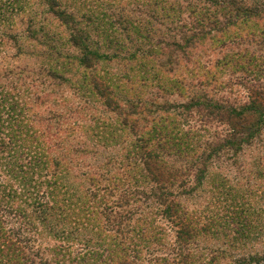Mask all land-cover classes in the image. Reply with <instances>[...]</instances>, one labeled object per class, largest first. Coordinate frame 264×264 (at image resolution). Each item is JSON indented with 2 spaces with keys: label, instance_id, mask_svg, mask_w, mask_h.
Returning <instances> with one entry per match:
<instances>
[{
  "label": "rangeland",
  "instance_id": "1",
  "mask_svg": "<svg viewBox=\"0 0 264 264\" xmlns=\"http://www.w3.org/2000/svg\"><path fill=\"white\" fill-rule=\"evenodd\" d=\"M50 1L14 0L10 10H0V77L7 74L0 78L7 93L0 95L6 104L1 123L7 127L10 118L30 135L31 142H14L10 148L30 146L32 156L38 147L28 173L5 177L16 204L23 201L26 209L34 205L38 190L47 188L40 189L36 183L41 180L33 174L41 171L36 161L44 148L69 163L72 173L79 171L77 151L85 148L80 153L90 165L83 168L85 173H106L99 168L115 160L109 169L116 175L120 163L134 156L137 143L158 142L150 138L153 135L183 140L190 125L197 134L192 143L224 139L225 126L217 120L207 122L206 109L198 112L194 106L186 112L180 105L197 97L231 105L247 101V80L242 79L251 74H243L236 63L242 55L244 68L264 81V39L258 37L260 46L237 38L238 29L249 31L254 24H229L234 18L214 0H57L56 8ZM57 12L65 13L66 19ZM262 24L263 20L259 28ZM207 32L211 34L203 36ZM75 35L100 56L92 69L82 65L84 51L74 42ZM50 71L62 74L64 81L52 79ZM90 74L115 91V103L107 104ZM14 103L18 108L11 111ZM132 104L138 108L131 110ZM142 133L150 141L141 142ZM263 145L245 147L238 165L227 157L215 158L204 191L189 202L198 212H219V227H211L196 250L202 251L205 264L211 259L214 264H236L242 257L264 264ZM12 154H0V159ZM229 205L248 211L246 236L234 230ZM42 242L47 251L68 244L47 231Z\"/></svg>",
  "mask_w": 264,
  "mask_h": 264
},
{
  "label": "trees",
  "instance_id": "2",
  "mask_svg": "<svg viewBox=\"0 0 264 264\" xmlns=\"http://www.w3.org/2000/svg\"><path fill=\"white\" fill-rule=\"evenodd\" d=\"M213 2L232 15L234 21L229 24H254L249 31L238 29L237 38L262 45L264 25L259 26L262 20L264 22L261 18L264 17V0L252 5L248 0ZM13 3L14 0H0V10H10ZM50 5L56 8L59 2L51 0ZM57 16L63 20L67 17L63 12H57ZM218 24L216 22L214 27ZM73 39L84 51L82 65L92 69L94 61L100 58L97 51H90L82 36L75 35ZM244 58L242 55L236 63L243 74H251L242 79L247 80V101L231 105L211 100L202 102L197 97L180 105L186 112L194 106L198 112L206 109L203 114L209 119L207 122L217 120L224 125V139L220 142L218 137L216 142L192 143L197 134L190 125L183 133V140L172 139L165 133L153 135L150 138L158 139V142L137 143L134 156H127L120 163L116 175H112L109 169L115 160H109L105 167L99 168L106 173H85L83 168L90 167L80 154L85 148L77 151V173H72L73 167L70 168L62 158L50 156L51 149L44 148L36 161L41 171L39 173L37 169L33 174L37 175L36 180H41L37 186L47 188L42 193L38 190L34 205L27 209L22 206V203L27 204L23 201L16 204L13 189L9 188L5 177L28 173L30 165H35L33 160L38 147L32 156L30 146H24V150L10 148L14 142H31V139L25 128L12 123L10 118L7 119V127L1 123V113L6 104L0 100V154L13 153L8 156L10 159H0V264H205L202 251L196 250L201 239L211 232L210 228L219 227V212H198L190 208L189 202L204 191L208 171L215 158L227 157L238 165L245 147L264 143V81L257 79L255 71L244 68L247 64H242ZM4 75L1 77H7ZM49 76L64 81V76L58 72L50 71ZM89 76L103 98H107V104L115 103L118 96L115 91L99 83L91 74ZM4 91L5 86L0 80V95L6 97ZM9 96L13 100L12 95ZM11 108V111H16L18 106L14 103ZM137 108L132 104L130 109ZM143 134L139 140L150 141ZM32 138L42 149L39 137ZM3 160L6 162L2 163ZM228 208L234 230L246 236L250 222L248 211L245 207L241 212L238 207L233 209L229 205ZM46 231L51 237L68 244L55 245L47 251L42 242ZM75 245H80L79 249L74 250ZM252 260L242 257L236 264H252ZM208 262L214 264V259Z\"/></svg>",
  "mask_w": 264,
  "mask_h": 264
}]
</instances>
